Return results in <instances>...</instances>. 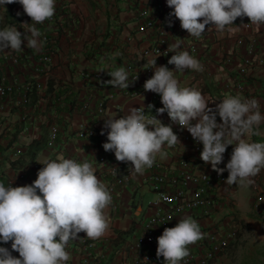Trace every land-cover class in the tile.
<instances>
[{
    "label": "clouds",
    "instance_id": "1",
    "mask_svg": "<svg viewBox=\"0 0 264 264\" xmlns=\"http://www.w3.org/2000/svg\"><path fill=\"white\" fill-rule=\"evenodd\" d=\"M17 0H0V5ZM32 23L23 34L15 26L0 30V51H21L23 40L27 48L37 52L43 42L42 33L35 27L55 14V0H18ZM173 9L169 17L179 20L181 28L189 36L200 37L207 25L223 33L233 32L231 25L238 17H247L251 24H264V0H166ZM19 15V13H17ZM169 26H172L169 20ZM181 40L168 46L174 53L167 66H156L151 61L154 74L143 85L145 91L159 94L163 107L157 115L167 113L172 124L186 128L192 138L202 143L200 158L210 163L218 174L228 172L225 183L248 188L255 183L254 177L264 169V142H250L246 137L260 135L259 125L264 122L259 102L226 96L214 108L195 88L181 87L174 72L191 69L203 71L200 62L181 49ZM110 80L103 82L113 87L128 88V73L124 67L108 72ZM154 105L149 104L151 112ZM217 115L221 123H217ZM195 121V123H193ZM107 142L102 145L106 152H114L119 162L129 163L130 174L143 175L159 156L166 158L165 145L178 143L172 125H165L156 115L145 114V107H133L129 114L105 120ZM101 135H104L102 130ZM229 145L233 150L225 168L223 162ZM31 185L5 187L0 183V242H11V251L0 247V264H66L70 253L66 251L70 240L79 239L86 233L89 239H98L109 228L106 209L112 202L107 186L95 175L92 163L76 162L62 156L55 160L45 159ZM204 238L200 226L190 216L179 219L175 227L165 228L157 238L156 256L164 258V264H180L190 255L189 245ZM19 254V258L12 255Z\"/></svg>",
    "mask_w": 264,
    "mask_h": 264
},
{
    "label": "crops",
    "instance_id": "2",
    "mask_svg": "<svg viewBox=\"0 0 264 264\" xmlns=\"http://www.w3.org/2000/svg\"><path fill=\"white\" fill-rule=\"evenodd\" d=\"M141 1L55 0L58 12L66 11L72 17V25L69 28L65 26L67 30L59 33L54 42L55 52L47 73L42 77V107L25 129H7V135H0V183L5 186L8 181H11L14 187L32 184L37 179L38 167H43V161L55 160L59 156L80 163L88 160L101 182L105 185L110 182L113 184L114 206L111 202L105 210L109 217L108 230L102 237L93 239L96 241L95 245L88 251L80 246V233L79 239L70 240L66 251L70 253L71 258L66 264H157L144 260L143 257L134 262L126 250L127 245L134 242L140 223L147 213L145 202L155 195L149 183L151 180L142 179L147 170L145 169L143 175L136 174L126 180L113 181V176L107 172L108 161L95 162L96 156L106 152L102 147L106 142H103L99 135H78L75 132L78 126L88 124L91 119L98 133L103 130L107 134L108 130L104 128L106 119L126 116L136 106H144L145 113L150 112L147 110L150 92L133 96L115 92L111 97L103 98L106 90L111 89L98 86L89 75H82V72L101 69L106 65L141 62L139 51L147 44L149 38V34L135 28V9ZM4 6L0 5V12ZM14 9L16 13H20L23 6L17 2ZM231 27L235 31L226 30L220 33L214 29L207 38V58L213 68L210 75L185 69L174 72L175 78L181 87L200 91L211 108L228 95H239L242 99L255 98L259 102L261 115H264V64L248 71V79L256 81L253 91L222 89V82L234 72L238 56L219 47L218 40L225 38L229 33H251L257 25H253L249 30L240 24H233ZM262 27L264 33V24ZM225 51L230 55L229 61L224 59ZM262 53L264 55V50ZM87 97H90L88 106L82 108ZM100 101L102 111L96 113ZM153 109L151 111H154ZM15 115L6 107L0 122L3 126L5 123H13L14 126L17 123ZM52 120L57 123V130L49 144L47 129ZM221 122L217 115V123ZM184 132L191 137L186 128ZM259 132L260 135H251L246 139L250 142H264V122L259 125ZM178 141L174 146H164L166 158L157 156L168 167L175 165L179 155L191 152L188 141L181 138H178ZM233 147L228 146L223 162L218 167L225 168ZM15 149L19 151L15 152ZM200 153L197 154L199 165L212 169L210 163L202 161ZM123 165L124 163L121 164ZM227 176L228 172L224 171L223 180L216 181L211 190L216 200L209 212L202 213L199 207L184 209L175 213L174 221L177 224L179 219L190 216L198 222L202 233L213 228L223 232L229 228L230 222L235 221L238 223L235 239L209 264H230L237 248L249 246L250 250L244 254L246 263L264 264V214H258L251 201L253 193L264 187V169L253 178L255 183L248 188L236 185L229 187L225 183ZM99 239L100 241H97ZM7 248L11 251V245ZM196 250V246H189V251ZM12 255L19 258L15 251H12Z\"/></svg>",
    "mask_w": 264,
    "mask_h": 264
},
{
    "label": "built area",
    "instance_id": "3",
    "mask_svg": "<svg viewBox=\"0 0 264 264\" xmlns=\"http://www.w3.org/2000/svg\"><path fill=\"white\" fill-rule=\"evenodd\" d=\"M56 8L55 6V14L51 19L45 20L41 24H35V27L42 33L39 38L43 42L40 51L27 48L26 40L22 42L21 51L11 49L0 51V120L3 118L6 107L7 110L13 111L16 114L15 118H17V123L14 126L13 123L7 125L5 123L3 126L0 122V135H7L9 131L7 129L13 130L16 127L21 130L25 129L34 118L35 113L42 107L44 100L42 77L47 73L48 65L55 52L54 42L59 33L65 32L72 25V17L66 11L58 12ZM135 10L136 30L149 34L147 44L141 47L139 51L141 62L106 65L101 69L82 72V75H89L98 86L111 89L106 90L103 98H109L115 92H123L127 96L150 92L147 102L158 109L163 107L160 95L145 91L143 87L145 81L154 74V70L150 68L152 67L151 61L156 59L157 67L165 65L170 70L174 68V65L167 63L174 53L169 52L165 55L164 52L167 51L169 45L177 42L178 39H182L180 50L188 51L203 66V71L191 69L190 71L210 75L213 68L207 58L206 50L209 46L207 38L211 36L215 27L207 25L200 37L189 36V33L181 28L178 19L169 17V13L173 9L167 6L166 0H142ZM18 17L17 23L4 24L1 26V30L15 26L22 33L23 38L28 27L23 28L21 25L24 23L31 24L32 20L24 13V10L19 13ZM169 20H171L172 26H169ZM234 23L240 24L246 30L251 29L254 25L250 23L247 17H238ZM253 29L251 33H229L225 38L222 37L218 40L219 47H223V50H229V52L232 51L238 56L234 72L228 75L226 81L222 82V89L233 88L239 92L254 90L256 81L248 79V71L264 64L262 53L264 50V33L262 25ZM229 58L230 55L226 52L224 59L229 61ZM118 67H124L128 73V88L113 87L103 83L111 79L108 72L115 71ZM89 99L90 97H87L84 100L82 108H87ZM156 109L145 114L149 117L151 115L157 116ZM99 111H102V101L96 108V113ZM158 116L157 119H160L165 125H172L173 132L178 138L189 142L191 152L179 155L173 167H168L156 158L153 166L146 168L147 173L142 179L143 181L151 180L149 183L155 195L145 202L147 213L140 223V229L134 242L127 245L126 250L129 251L134 262H138L143 257L144 260L164 264V258L156 256L157 238L162 235L165 228L176 226L174 221L176 212L194 207H199L202 213L209 212L216 200V196L211 190H213L216 181L223 180V174L200 166L197 154L203 150L202 143L196 142L192 136L189 137L184 132V128L178 124H172L167 113ZM56 130L57 123L54 120L50 121L47 129V142L49 144L52 142ZM75 132L78 135H99L103 142H107V134L98 133L91 119L88 124L78 126ZM18 151L19 149H15V152ZM106 160L108 161L107 172L111 173L113 181L126 180L132 176L129 170L130 162L117 161L114 152H104L95 158V162ZM123 163L124 165L121 166ZM40 168L42 167H38V169ZM112 185L111 182L106 184L112 196V206H114L113 194L115 192ZM9 186L14 187L11 181H8L5 187ZM251 201L255 211L264 214V187L253 193ZM229 224V228L223 232H219L215 228L205 231L203 233L204 238L191 245L196 246L197 250L189 251L190 255L180 264H209L213 262L236 235L238 223L232 221ZM80 234V246L88 251L95 245L96 241L87 238L86 233L81 232ZM9 245H11L10 242L7 244L0 242V247H8Z\"/></svg>",
    "mask_w": 264,
    "mask_h": 264
},
{
    "label": "trees",
    "instance_id": "4",
    "mask_svg": "<svg viewBox=\"0 0 264 264\" xmlns=\"http://www.w3.org/2000/svg\"><path fill=\"white\" fill-rule=\"evenodd\" d=\"M18 2V0H17ZM6 4L3 10L0 12V30L4 24H15L18 20V15L15 12L14 5L17 3ZM235 239V238H234ZM234 239L230 240L232 242ZM230 242L228 244H230Z\"/></svg>",
    "mask_w": 264,
    "mask_h": 264
},
{
    "label": "rangeland",
    "instance_id": "5",
    "mask_svg": "<svg viewBox=\"0 0 264 264\" xmlns=\"http://www.w3.org/2000/svg\"><path fill=\"white\" fill-rule=\"evenodd\" d=\"M258 214H260V213H258ZM247 250H250V246L237 248L235 257L233 258V260L230 264H247L245 259H244V254L247 252ZM246 259H248V258H246Z\"/></svg>",
    "mask_w": 264,
    "mask_h": 264
}]
</instances>
